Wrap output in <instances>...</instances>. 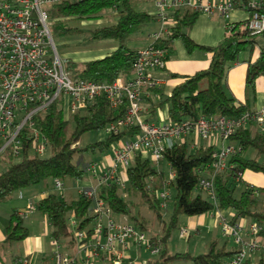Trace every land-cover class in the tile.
<instances>
[{
	"label": "trees",
	"instance_id": "16d2710c",
	"mask_svg": "<svg viewBox=\"0 0 264 264\" xmlns=\"http://www.w3.org/2000/svg\"><path fill=\"white\" fill-rule=\"evenodd\" d=\"M234 1L235 8H243L250 13L247 0ZM110 10L116 12V21L89 28L87 33L94 39H114L117 42L116 48L100 58L80 64H65L74 78L105 82L126 78L132 72V63L138 52L127 43L153 19V15L138 10L136 0H63L47 7L52 20L50 32L59 35L83 31L78 26H70L68 19L95 18ZM180 11L178 9L174 14L175 22L170 28L171 33L155 41L151 40L152 44L167 51L174 40L180 39L188 52L196 48L210 52V63L205 69L183 76V80L171 89L169 95L162 97L151 108L166 106L167 118L173 123L198 117L239 118L246 111H250L251 107L248 102L238 101L228 92L227 71L240 59V54L246 47L250 54L257 47V58L248 62L245 87L247 93L254 95L256 81L261 77L264 88V30L252 36L244 27V20L232 22L231 32L224 39L212 46H202L194 42L185 31L192 26L200 12L190 7H184ZM127 104V100H124L119 107L112 108L109 101L100 96L83 113L66 116L64 112L51 106L47 111L37 114L34 120L47 141L46 147L48 146L50 155L40 157L34 152L31 141L23 133L19 135L22 139L21 159L15 161L10 152L4 158L5 169L0 173V202L15 191L47 179H82L86 174L82 160L84 152L90 150L105 153L113 142L132 138L139 132L137 126H132L117 134L108 133L104 140L89 142L84 147L76 145L84 132L101 130L109 122L123 116ZM252 124L254 123L250 122L238 127L229 137L236 151L229 157L227 167L215 172L213 198L208 192L198 188V182L200 178L213 173L209 165L214 147L202 145L189 151L184 141L175 143L163 152L162 159L168 163L173 173L169 180L165 178L163 171L156 168V163L149 156L137 152L127 168L125 188L122 189L113 182L99 189L100 196L111 208L113 215H126L129 223L139 230L144 231L150 225L149 218L141 211L142 208H147L162 225L164 234L150 237L161 245V251L144 264H227L238 253V244L234 241V245L228 248V242L232 238L223 236L222 243L219 238L212 240L208 250L203 253H169L164 244L171 230L179 227L181 216L201 215L215 209L231 211L232 215L228 217L230 222L240 219L256 221L261 226L259 235L264 237V187L242 180L245 170L264 174V131L258 127L252 128ZM248 147L256 151L255 157L245 156ZM240 182L244 185L236 195V186ZM169 185L174 188L173 197L169 198H172L170 207L163 206L162 199L158 196V191ZM92 208L93 201L83 193L71 200L51 193L37 203V210L49 221L51 237L57 242L68 240L69 244L76 243L75 228L85 229L88 233L92 231L95 222ZM167 210L169 216L165 220L164 211ZM70 217L75 219V228L70 224ZM28 235L29 230L22 217L16 212L11 213L5 226V240L21 241ZM99 260L114 264L110 258L102 257ZM242 264H253L251 257L246 258ZM256 264H264L263 251Z\"/></svg>",
	"mask_w": 264,
	"mask_h": 264
},
{
	"label": "built area",
	"instance_id": "2783aa9c",
	"mask_svg": "<svg viewBox=\"0 0 264 264\" xmlns=\"http://www.w3.org/2000/svg\"><path fill=\"white\" fill-rule=\"evenodd\" d=\"M60 1L63 0H0V158L8 152L13 156L20 155L22 139L19 135L22 133L31 141L35 153L44 151L47 141L34 118L51 106L68 116L85 112L100 96H104L112 108L119 107L127 100L124 115L109 122L105 131L107 134H117L125 128L137 126L139 132L112 145L108 162L101 160L84 164L86 173L95 180L96 186L80 187L79 194L83 193L93 201L91 211L95 222L90 233L75 228L73 217H70V224L75 228L74 238L81 247L78 251V255H82L80 264H92L102 257L112 259L114 264H122L125 260L126 264H137L128 255L131 246L147 249L151 255H157L161 245L130 224L126 215L122 220H116L111 208L100 196L99 189L113 182L125 188L126 171L137 152L145 153L157 164L165 149L183 142L190 134H194L196 139H207L216 134L225 141L238 127L250 122L264 131V106L246 111L239 118H185L176 123L168 118L157 123L145 121L141 104L145 99H150L158 87V80L150 70L164 67L166 50L152 42L138 50L132 72L126 78H116L112 82L74 78L57 52L50 32L52 20L43 7ZM154 4L158 18L163 21L171 10L184 7L206 15H221L227 20V35L231 32L230 18L236 6L234 0H154ZM246 4L251 11L243 25L249 35H258L264 30V0H247ZM162 32L151 33L149 37L155 41L170 34L171 30ZM235 151L232 143L213 150L209 165L213 173L200 178L199 189L214 197L215 172L227 167L228 159ZM170 175L172 178L171 168ZM53 185L61 190L63 181L54 178ZM158 196L162 199V205L167 206L170 192L164 188L158 191ZM220 225L221 235L232 238L238 244V253L227 264H242L256 250L264 252V237L259 235L261 226L256 221H252L246 229L241 221L232 223L221 215ZM241 233L247 238L244 239ZM188 234V229L181 226L180 235L187 237ZM53 242L58 248V242ZM55 256V264L76 262V257L64 256L57 250ZM13 264L34 263L26 256L15 259Z\"/></svg>",
	"mask_w": 264,
	"mask_h": 264
},
{
	"label": "crops",
	"instance_id": "0c3cea01",
	"mask_svg": "<svg viewBox=\"0 0 264 264\" xmlns=\"http://www.w3.org/2000/svg\"><path fill=\"white\" fill-rule=\"evenodd\" d=\"M137 3L140 5V9L138 10L146 11L153 15V19L143 26V28L135 34L130 41V47L138 51L151 42L149 34L162 32L163 30L171 28L175 22L174 14L178 9L171 10L168 13V18L163 21L157 16L158 11L154 4V0H136V4ZM148 7L153 10L148 11ZM179 9L182 11V8ZM115 13L116 12L114 10H110L106 11L104 15H115ZM247 14V11L243 8L234 9L231 13L230 22L244 20L247 17ZM226 24L227 20L221 15H206L204 13H199L192 26L185 31L197 44L202 46H212L226 37ZM116 46L117 42L108 46H103L100 54L91 59L107 55L114 50ZM166 54L164 67L161 69L150 70L151 75L158 80V87L155 89L150 99H145L141 104L143 107L142 116L147 122L157 123L161 120L167 119L166 106H155L154 108H151V106L156 104L162 97L169 95L171 89L183 80V76L191 75L196 71L207 68L211 58V53L203 49L196 48L192 52H188L180 39H176L172 42L171 47L166 51ZM258 54L259 49L257 47L253 49L252 54H250L249 49L243 50L240 54V59L230 66L226 75V86L228 92L231 93L238 101L248 102L251 110H256L264 106L263 79L261 77L257 79L254 95L252 93H247L245 87L248 62L249 60L254 61ZM173 74H176V76H173ZM251 127L257 128L255 124H252ZM183 140L186 144H190L191 150H194L202 145L213 146L214 149H217L223 144L230 143L229 140L223 141L216 134H212L207 139H196L194 134H190ZM196 142H198V145H194ZM106 152L102 153L101 160L108 162L112 155V151L109 150V153ZM142 154L144 156L146 155L145 153ZM253 157L255 156H250L249 158ZM165 166L167 170L168 168L170 170L168 163ZM88 176V178H85L84 176L80 180L71 178L62 180L63 188L61 190L54 187V178L47 179L32 186L15 191L7 199L0 202V264H13L15 259L26 256L30 257L34 264H55L56 250L59 252L63 249V251L66 252L73 245L79 246L77 243L69 244L68 240H63L58 242L59 246L56 248L53 242L54 239L51 237V226L49 221L44 214L37 210V203L40 199L51 193H55L67 200L77 198L80 187L96 186L95 180L89 174ZM242 180L245 183H249L257 187H264V174L260 172L245 170L242 174ZM13 212H16L19 216L21 215L24 225L29 230V235L21 241L7 242L5 240V226L10 214ZM123 215L124 214L114 215V218L116 220H122ZM221 215L228 218L232 215V212L215 209L201 215L183 216L180 217L179 226H185L188 229L189 234L186 238H189L192 234H194V236H200L203 232H205L206 240L204 242V246H206L209 240L212 241L216 239L219 234L220 237L222 236L220 225ZM239 221L244 224L246 229L252 222L250 219H240ZM187 249L188 245L185 250ZM65 252L61 254L68 257H76L75 264L81 263L80 255L78 256V259L76 256L77 253L64 254ZM128 253L133 261L137 263L141 262V264H144L151 257L147 249L139 248L134 245L129 248ZM252 254L250 257H252ZM132 256H134V259ZM100 261L103 260H98L94 263Z\"/></svg>",
	"mask_w": 264,
	"mask_h": 264
},
{
	"label": "rangeland",
	"instance_id": "374dc122",
	"mask_svg": "<svg viewBox=\"0 0 264 264\" xmlns=\"http://www.w3.org/2000/svg\"><path fill=\"white\" fill-rule=\"evenodd\" d=\"M44 8L47 9V7L44 5ZM149 8V7H148ZM137 9H140L139 3H137ZM237 9V8H235ZM153 10L152 8L147 9ZM234 11V10H233ZM232 11V12H233ZM116 21L115 15H107L105 16L104 13L95 18H71L68 19V24L70 26H78L80 27L83 31L82 32H77L74 34H69V35H59V34H51L53 42L55 44V47L57 49V52L59 55L62 57L63 61H65L64 64H70V63H75V64H80L86 60H89L93 57H97L98 54L101 52V48L103 46H108L110 44L116 43L114 39H94L91 38V36L87 33V29L93 28L95 26H102V25H107L114 23ZM127 45L131 46L130 42L127 43ZM249 49L246 47L245 50ZM106 128H103L101 130H95V131H89V132H84L81 137L78 139L76 142V145H79L81 147L86 146L89 142H94V141H101L104 140L107 136V132L105 131ZM127 139V138H124ZM116 144V141L111 144L109 147L108 151L106 153H109V150H111L112 145ZM187 148L189 151H191V146L189 143H187ZM40 157H47L50 155V150L48 146L44 149V151L40 154H38ZM245 156L250 157V156H256V151L252 147H248ZM4 158H0V173L5 169V164H4ZM15 161H18L21 159L20 155H16L13 157ZM78 155L75 156V160L77 161ZM102 159V153L95 151H86L83 153V161L84 163H88L90 161H99ZM261 159V157H260ZM167 163L161 159L159 163H157L155 166L157 169L162 170L164 172L165 178L169 180L171 178L170 175V170L166 168ZM88 174H85V178H88ZM127 185V183H126ZM125 185V186H126ZM243 183L240 182L236 186L235 194L238 195L241 189L243 188ZM166 189L171 193V197H173L174 194V188L169 185L166 187ZM123 195L124 192L122 193ZM172 203V198L167 201L168 206L170 207ZM169 209V208H168ZM142 213L149 218L150 225L149 227L144 230L145 234L148 237H151L154 234H164V231L162 230V225L159 224L158 220L154 217V215L148 211L147 208H142L141 209ZM169 216V211H164V219L167 220ZM183 217V216H181ZM139 229V228H137ZM241 236L246 239L243 234L241 233ZM220 240V243L223 242V239L219 236L217 237ZM206 240L205 237V232H203L200 236H194L192 234L189 238L182 237L180 235V226L177 228H174L170 232V236L168 237L166 243L164 244L166 250L169 253H175V252H184V251H189L192 254H198V253H203L206 252L209 248V244L211 240H209L208 244L204 246V242ZM234 240L230 239L228 242V248H230L232 245H234ZM188 249L185 250V248ZM78 250H81L80 246L73 245L69 250L66 252L61 249L59 252L64 254L66 253H71V254H76L78 257ZM151 255V253H150ZM262 251L256 250L251 257V262L253 264H256L257 260L261 257ZM134 259V256H132ZM155 257V255H151L150 258ZM79 259V257H78ZM98 261V260H97ZM142 261V260H141ZM94 264H108L107 261H100L96 262ZM137 264H141V262H138Z\"/></svg>",
	"mask_w": 264,
	"mask_h": 264
},
{
	"label": "bare ground",
	"instance_id": "6f19581e",
	"mask_svg": "<svg viewBox=\"0 0 264 264\" xmlns=\"http://www.w3.org/2000/svg\"><path fill=\"white\" fill-rule=\"evenodd\" d=\"M67 70V69H66Z\"/></svg>",
	"mask_w": 264,
	"mask_h": 264
}]
</instances>
